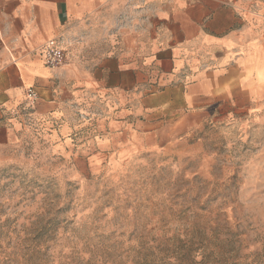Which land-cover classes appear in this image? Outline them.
Wrapping results in <instances>:
<instances>
[{
	"label": "crops",
	"instance_id": "obj_1",
	"mask_svg": "<svg viewBox=\"0 0 264 264\" xmlns=\"http://www.w3.org/2000/svg\"><path fill=\"white\" fill-rule=\"evenodd\" d=\"M213 113L264 117V0H0V150L98 160Z\"/></svg>",
	"mask_w": 264,
	"mask_h": 264
},
{
	"label": "rangeland",
	"instance_id": "obj_2",
	"mask_svg": "<svg viewBox=\"0 0 264 264\" xmlns=\"http://www.w3.org/2000/svg\"><path fill=\"white\" fill-rule=\"evenodd\" d=\"M166 125L92 161L0 150V264H264V117Z\"/></svg>",
	"mask_w": 264,
	"mask_h": 264
},
{
	"label": "built area",
	"instance_id": "obj_3",
	"mask_svg": "<svg viewBox=\"0 0 264 264\" xmlns=\"http://www.w3.org/2000/svg\"><path fill=\"white\" fill-rule=\"evenodd\" d=\"M43 54L47 65L58 67L66 61V52L61 47L58 39H50L43 48ZM28 100L34 103L38 98V93L33 89H29L27 93Z\"/></svg>",
	"mask_w": 264,
	"mask_h": 264
}]
</instances>
